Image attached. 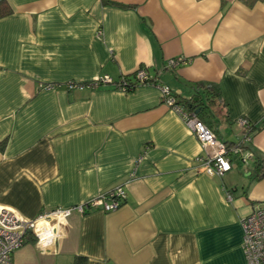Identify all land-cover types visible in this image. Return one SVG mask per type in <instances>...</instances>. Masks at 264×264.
<instances>
[{"label": "crops", "instance_id": "obj_1", "mask_svg": "<svg viewBox=\"0 0 264 264\" xmlns=\"http://www.w3.org/2000/svg\"><path fill=\"white\" fill-rule=\"evenodd\" d=\"M0 16V206L27 218L116 187L112 211L73 210L17 264H246L241 220L264 207V0H6ZM186 63L175 67L171 58ZM144 68L157 84L114 81ZM104 78H109L107 81ZM215 84L220 101L196 87ZM82 84L71 89L67 84ZM199 96L222 142L250 145L222 176L158 86ZM240 119L256 126L244 137ZM230 158L233 156L230 155ZM256 158V159H255Z\"/></svg>", "mask_w": 264, "mask_h": 264}, {"label": "built area", "instance_id": "obj_2", "mask_svg": "<svg viewBox=\"0 0 264 264\" xmlns=\"http://www.w3.org/2000/svg\"><path fill=\"white\" fill-rule=\"evenodd\" d=\"M182 56L171 58L169 64L173 67L186 63ZM136 79L139 83L149 77L142 68L136 70ZM111 81L109 78H104ZM114 84L127 91L126 86ZM82 84H67L69 89ZM162 100L173 110L180 114L185 125L190 129L201 147L206 152L203 160V169L210 175L222 176L230 170L232 163L228 154L227 145L216 138L213 130L208 127L198 116L191 111H186L182 105L175 104V97L168 86H158ZM245 119H240L239 124L244 126ZM253 156L252 152H243V163ZM126 198V191L119 186L79 205L71 207H56L41 210L36 216L27 218L13 210L0 206V264H17L13 261V253L21 248L27 241L34 238V242L43 248L51 246L57 238L64 233L67 216L77 210L83 214L89 209L100 208L103 211H112L118 208ZM243 228L242 248L246 264H264V207H259L241 220Z\"/></svg>", "mask_w": 264, "mask_h": 264}, {"label": "trees", "instance_id": "obj_3", "mask_svg": "<svg viewBox=\"0 0 264 264\" xmlns=\"http://www.w3.org/2000/svg\"><path fill=\"white\" fill-rule=\"evenodd\" d=\"M5 4H7L6 0H0V16L6 15L9 12V9L8 7L5 6ZM135 74H136V71L130 75H123L117 81H114V82L117 83L118 85L126 86L127 91L133 90L137 85L141 84L136 79ZM146 83L157 84L156 81L153 79V77L151 78L149 77V79L143 82V84H146ZM196 87L202 88L203 89L202 93L206 94L210 100H214V98L218 99L219 101L221 100L220 93L215 84L198 82L196 84ZM173 96L175 97V104L182 105L186 111L194 112L197 116H198L199 111L203 108V106H205L204 100L200 98L199 96L190 97V98H180V96L176 94H173ZM242 128L245 134L244 137H248L249 134L255 131L256 126L253 123L246 121L245 125L242 126ZM224 143L227 145L226 147L228 149V154L233 156L232 158H230V160H235L237 162L243 163V159H244L243 152L246 150H249L250 152H252L253 156L255 155L254 152L250 150L251 149L250 145L246 143L244 144L243 141H240L238 143H228V142H224ZM253 173H254L255 178L264 177V159L257 158L255 160V169L253 170ZM32 240L34 241L35 239L32 238ZM85 263H86L85 256H82V255L74 256L73 264H85Z\"/></svg>", "mask_w": 264, "mask_h": 264}]
</instances>
